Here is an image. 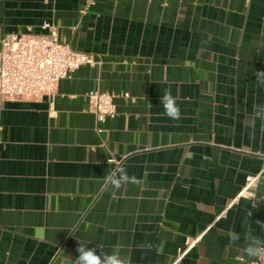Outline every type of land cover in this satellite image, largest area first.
<instances>
[{
    "label": "crops",
    "instance_id": "obj_1",
    "mask_svg": "<svg viewBox=\"0 0 264 264\" xmlns=\"http://www.w3.org/2000/svg\"><path fill=\"white\" fill-rule=\"evenodd\" d=\"M0 0L1 40L59 28L94 55L61 80L53 104L0 99V264H75L80 243L117 245L131 264H249L229 240L264 222V0ZM114 93L99 122L87 93ZM165 89L181 108L163 114ZM129 93V97H124ZM115 158L139 184L114 189ZM151 242L152 249L139 248Z\"/></svg>",
    "mask_w": 264,
    "mask_h": 264
},
{
    "label": "built area",
    "instance_id": "obj_2",
    "mask_svg": "<svg viewBox=\"0 0 264 264\" xmlns=\"http://www.w3.org/2000/svg\"><path fill=\"white\" fill-rule=\"evenodd\" d=\"M250 1L247 0V3ZM95 3L96 0H86L81 12L86 13ZM43 28L47 33L36 35L13 32L2 38L0 99L32 101L48 97L53 104L61 80L72 79L76 71L84 65L95 67L99 64L94 55L75 50L62 41L56 25L44 22ZM129 96V93H124V97ZM115 97L114 93L100 89L87 93L89 108L99 122L104 123L116 117ZM109 160L117 161L115 158ZM261 181H264V165L258 173L247 176L244 187L229 206L239 197H246L249 190ZM199 238L187 239L185 247L178 249L175 264L180 263ZM249 264H264V257H259Z\"/></svg>",
    "mask_w": 264,
    "mask_h": 264
},
{
    "label": "clouds",
    "instance_id": "obj_3",
    "mask_svg": "<svg viewBox=\"0 0 264 264\" xmlns=\"http://www.w3.org/2000/svg\"><path fill=\"white\" fill-rule=\"evenodd\" d=\"M258 75V83H264V72H260ZM160 104L162 105L163 114L172 120L181 119V108L177 103V100L173 94L165 89L163 95L160 97ZM253 116L264 122V106L256 105L253 109ZM109 164H115L116 166L105 176V180L114 189L118 190L125 184H139V179L133 174L130 175L125 167L117 161L108 160ZM260 226L262 232H264V222L256 221ZM243 237L245 241L244 251L248 257L259 258L264 257V239L251 232H244L243 234L232 231L229 236V240L232 243H239ZM139 248L152 249L154 245L151 242H142L138 244ZM78 256L75 260V264H131L129 258L122 256L119 251V245L112 252L102 251L97 253L95 248H87L86 244L80 243L76 249Z\"/></svg>",
    "mask_w": 264,
    "mask_h": 264
}]
</instances>
